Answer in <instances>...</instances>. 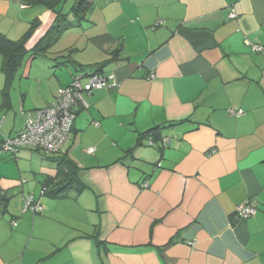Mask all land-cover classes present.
Returning a JSON list of instances; mask_svg holds the SVG:
<instances>
[{
    "label": "crops",
    "instance_id": "1",
    "mask_svg": "<svg viewBox=\"0 0 264 264\" xmlns=\"http://www.w3.org/2000/svg\"><path fill=\"white\" fill-rule=\"evenodd\" d=\"M22 1L0 0L8 40L37 22L6 102L0 54V137L78 72L117 87L84 96L59 156H0V264H264V0H89L35 56L56 15Z\"/></svg>",
    "mask_w": 264,
    "mask_h": 264
},
{
    "label": "built area",
    "instance_id": "2",
    "mask_svg": "<svg viewBox=\"0 0 264 264\" xmlns=\"http://www.w3.org/2000/svg\"><path fill=\"white\" fill-rule=\"evenodd\" d=\"M234 18L235 15L230 16ZM255 52L262 50L260 46L253 48ZM149 80L154 75L148 76ZM112 77L93 74L86 79L76 76L71 84L60 89L56 99L49 107L37 109L26 117L24 131L12 138H5L0 146V153L15 155L20 149L31 148L44 156H56L63 152L64 146L71 137L72 124L79 108H87L84 96H89L93 91L104 88H116ZM230 115L240 116L241 111H229ZM149 145L151 143L149 142ZM92 152V149L88 150ZM214 152V151H213ZM211 152V153H213ZM146 188L147 184H143ZM23 212L38 214L42 207L32 196L23 200ZM256 214V205L252 200H246L235 208V215L240 220H247ZM192 246V243H189Z\"/></svg>",
    "mask_w": 264,
    "mask_h": 264
},
{
    "label": "trees",
    "instance_id": "3",
    "mask_svg": "<svg viewBox=\"0 0 264 264\" xmlns=\"http://www.w3.org/2000/svg\"><path fill=\"white\" fill-rule=\"evenodd\" d=\"M65 1L66 0H23L22 1L23 5H26L28 7L43 6V7L47 8L48 10H50L51 12L55 13V15H56L55 22L51 26V28L49 29V31L47 32V35H46L47 43H45V42L38 43L33 48L34 56L39 54V53H44L46 50H48V47L50 46V44H48V42L49 43L55 42L57 40V38L62 33L73 28L74 26L79 25L85 19V13H86L88 6H89V3H90L89 0H75V3L73 4V6L66 13H63L61 8H62V4L65 3ZM69 15L73 16V21L69 18ZM36 26H37V22L35 20L32 21L29 29L17 41H10L4 35H2L0 33V54L3 57L1 71L3 72V74L5 76V83H6V87L4 88V91H3L4 102H6L7 98H8V93H7L8 85H10V82L14 76V73H15L16 69L19 67L21 59L23 57V54L25 53V44H26L28 38L33 33ZM117 54H118V50H116L112 54L113 59H115L117 57ZM100 65L101 66H99L96 69V71L89 73V74H86V75H81V73L78 72L75 76H73V78L69 84H71V82L73 81V79L76 76H80L82 79H86L88 76L93 75V74H99L100 76H104L101 73L102 67L104 66V63L100 64ZM104 77H107V76H104ZM56 97H55V99H56ZM54 100H53V102H54ZM53 102H51V103H53ZM51 103L46 107H49L51 105ZM43 108H45V107H43ZM35 110H37V109H35ZM35 110L32 111V114ZM76 114H77V111H76ZM163 127L166 128L165 126H163ZM24 128H25V125H24ZM159 129L163 130V128H161L159 126H155L154 128L148 130L144 134V137H149V139L147 140L148 146H152V143L156 138V131H158ZM23 131H24V129H23ZM5 138H12V137H0V146L3 143ZM149 142L151 143V145H149ZM23 149H31V148H23ZM20 150H22V149H20ZM31 150H33V149H31ZM17 153L15 155H10L8 153H4V154L6 156H8L9 158L14 159L15 156L17 155ZM56 156H59V155H56ZM66 165H67V169H66L67 171L66 172H68V177L75 175L76 168H75L74 164L69 162V161H66ZM69 185L70 184H67V182H65V184L62 187H60V190L58 193H60V191H62L63 189H67L69 187ZM6 201L7 200L5 198V195L1 194V192H0V206L5 208Z\"/></svg>",
    "mask_w": 264,
    "mask_h": 264
},
{
    "label": "rangeland",
    "instance_id": "4",
    "mask_svg": "<svg viewBox=\"0 0 264 264\" xmlns=\"http://www.w3.org/2000/svg\"><path fill=\"white\" fill-rule=\"evenodd\" d=\"M75 3V0H66L65 3L62 4V6L65 7V13L73 6V4ZM72 19H73V16L71 15ZM65 65H68V64H65ZM5 155L4 153H0V156H3ZM10 162V161H9Z\"/></svg>",
    "mask_w": 264,
    "mask_h": 264
}]
</instances>
